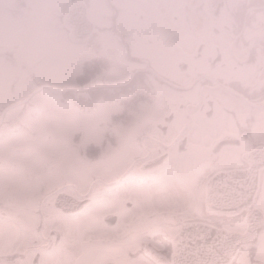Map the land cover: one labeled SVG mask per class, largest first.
<instances>
[{"label": "snow or ice", "instance_id": "snow-or-ice-1", "mask_svg": "<svg viewBox=\"0 0 264 264\" xmlns=\"http://www.w3.org/2000/svg\"><path fill=\"white\" fill-rule=\"evenodd\" d=\"M0 264H264V0H0Z\"/></svg>", "mask_w": 264, "mask_h": 264}, {"label": "flooded vegetation", "instance_id": "flooded-vegetation-1", "mask_svg": "<svg viewBox=\"0 0 264 264\" xmlns=\"http://www.w3.org/2000/svg\"><path fill=\"white\" fill-rule=\"evenodd\" d=\"M225 24L229 25L230 27L236 23L231 17H225L224 21ZM224 44L225 47H233V41L230 39L227 35L220 41ZM216 43L215 40H212L210 42V47L214 46ZM243 58H235L234 63L232 66H229L227 69L225 75L228 77H231L232 75H236L241 79H251L253 76V73L250 70L245 69L243 66ZM239 67V71H236V68Z\"/></svg>", "mask_w": 264, "mask_h": 264}]
</instances>
